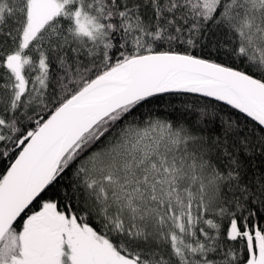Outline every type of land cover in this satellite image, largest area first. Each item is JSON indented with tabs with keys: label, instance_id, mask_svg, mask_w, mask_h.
<instances>
[{
	"label": "snow or ice",
	"instance_id": "6c2138e0",
	"mask_svg": "<svg viewBox=\"0 0 264 264\" xmlns=\"http://www.w3.org/2000/svg\"><path fill=\"white\" fill-rule=\"evenodd\" d=\"M0 264H264V0H0Z\"/></svg>",
	"mask_w": 264,
	"mask_h": 264
}]
</instances>
